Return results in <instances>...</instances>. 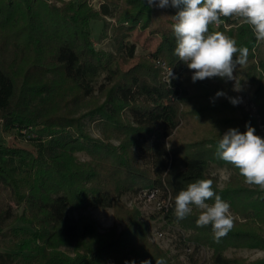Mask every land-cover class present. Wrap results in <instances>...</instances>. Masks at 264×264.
Returning <instances> with one entry per match:
<instances>
[{"label": "trees", "instance_id": "trees-1", "mask_svg": "<svg viewBox=\"0 0 264 264\" xmlns=\"http://www.w3.org/2000/svg\"><path fill=\"white\" fill-rule=\"evenodd\" d=\"M49 1L0 0V129L34 143L33 150L0 145V193L7 191L10 201L23 207L15 217L10 205L0 211V264H156L160 259L184 264L148 241L149 228L137 211L127 214L120 232L114 227L102 233L90 217L70 216L89 207L115 208L117 214L123 195L154 188L161 199H170L169 212L159 214L191 231L186 243L212 249L211 264H247L225 251L237 244L264 249V189L247 184L237 168L221 160L217 145L232 128L243 133L251 126L260 136L258 125L264 123V79L256 77L251 27L226 34L249 50L247 62L234 71L236 80L165 83L145 59L122 72L112 69V55L94 47L91 22L117 19L118 49L134 58L137 45L126 40L140 22L149 26L147 0H103L97 11L86 0L62 1L61 7ZM175 47L171 29L156 58L179 64ZM246 87L256 115L240 104ZM183 120H196L204 129L178 142L174 137ZM88 123H100V138H92ZM30 127V136L22 133ZM81 153L89 159L81 160ZM212 166L234 171L224 191ZM199 179H212L216 194L244 220L234 219L219 239L211 225L197 226L195 206L183 220L174 215L175 196ZM189 264L206 262L191 255Z\"/></svg>", "mask_w": 264, "mask_h": 264}, {"label": "rangeland", "instance_id": "rangeland-1", "mask_svg": "<svg viewBox=\"0 0 264 264\" xmlns=\"http://www.w3.org/2000/svg\"><path fill=\"white\" fill-rule=\"evenodd\" d=\"M69 2L71 0H50L49 3L61 7L63 2ZM88 5L93 11L100 9V5L103 0H86ZM151 22L149 26L144 29L143 22H140L135 29L130 32V37L126 40L128 43H135L137 45V50L135 52L134 58H129L126 56L125 52H121L118 49L116 43V27L119 25L118 21L115 19L105 18L104 20H94L91 22L92 37L94 39V47L96 50L104 53L105 55H112L114 57L112 69L116 67L122 72H128L140 63L143 59L148 61L153 65L155 70L160 72L163 82H170L174 80L183 81L188 80L190 83H194L191 79L192 71L187 68V65L182 61L178 63H169L164 58H156L157 50L162 43V38L164 34L172 29L174 24L173 16L177 13L178 9L171 7L170 5L165 8H159L155 5L152 6ZM117 12L119 9H114ZM245 23L240 19L239 24L233 28V32L237 31L240 27L244 26ZM219 31V30H218ZM232 32L231 30H229ZM224 30V34L230 33ZM254 53V63L256 64V77H262L264 79V42H256V46L253 50ZM158 61L164 63L163 65H158ZM180 61V60H178ZM170 70L175 78H169ZM106 73H104L98 83L103 82ZM197 80L195 82H199ZM200 83V82H199ZM206 90V89H205ZM189 88L186 91L188 95ZM184 95L187 96V95ZM183 97V98H184ZM182 98V100H183ZM239 98L241 100L242 106L247 110L251 111L254 115L257 114V108L251 103L250 100V90L245 88L240 91ZM218 100V97L216 98ZM184 103L181 104L183 110L189 109ZM189 120H183L181 123V129L178 133H175L176 140L178 142L184 139H191L192 135H200L204 129L203 124H199L196 120L188 123ZM87 131L90 132L92 138H100V123H88ZM258 130L261 138H264V123L260 122L258 125ZM118 145V142H114ZM0 145L8 147H20L27 150L34 149V143L25 142L23 140L16 139L13 133H5L0 129ZM81 160H88L89 158L85 154H78ZM142 162H144L142 160ZM211 175L218 180V189L224 191L232 178L234 177V171L227 167H216L212 166L210 169ZM228 203L227 200L223 199ZM7 205L12 207L13 216L21 215L23 207H17L13 202L10 201V196L7 191L0 193V211L6 208ZM120 213L116 214L115 208H88L85 211L71 212L70 216L78 219L80 216L90 217L94 220L98 226L100 232L104 233L114 227L118 228L119 232L124 228V223L126 221L127 214L130 211H137L138 217L141 222L145 223L149 228V233L147 239L150 243L157 246L161 250L167 252L169 257L174 260L180 261L184 264H189L191 255L201 262H206V264H211L213 250L208 247L195 248L192 243H186V239L191 235L190 230H186L179 223L175 221H168L164 219L157 209V206L153 202L141 199L136 193L128 192L120 198ZM230 205V204H229ZM230 212L233 220H238L244 222L243 219L236 216L235 212L230 205ZM175 215V213H174ZM119 217V218H118ZM21 223L16 225L21 227ZM264 236V226L261 227ZM162 233L163 236L158 237L157 233ZM16 241L14 237H10L9 241ZM187 244H191V252L188 253L186 249ZM239 246H230L226 251L225 255L229 257H236L238 259L244 260L247 264L259 263L264 261V249L261 247H245L241 244Z\"/></svg>", "mask_w": 264, "mask_h": 264}, {"label": "clouds", "instance_id": "clouds-1", "mask_svg": "<svg viewBox=\"0 0 264 264\" xmlns=\"http://www.w3.org/2000/svg\"><path fill=\"white\" fill-rule=\"evenodd\" d=\"M149 6L178 9L173 16L172 30L176 39L175 55L192 71V81L219 77L226 81L236 80L237 65L247 62V47H237L235 39L223 32L209 31V26L219 24L221 17H237L248 24L257 42H264V0H147ZM239 54V55H237ZM175 78L172 71L169 78ZM170 83V79H169ZM236 84L235 90H239ZM217 96L224 95L217 92ZM240 100L231 99L238 104ZM218 157L239 170L245 182L264 189V138L247 126L243 133L229 129L218 141ZM208 203V201H213ZM175 216L183 220L200 210L198 227L211 225L214 237L225 236L233 227L230 205L213 189L212 179H199L187 185L175 196ZM135 264V261L126 262ZM141 264H149L142 261ZM156 264H164L162 259Z\"/></svg>", "mask_w": 264, "mask_h": 264}, {"label": "built area", "instance_id": "built-area-1", "mask_svg": "<svg viewBox=\"0 0 264 264\" xmlns=\"http://www.w3.org/2000/svg\"><path fill=\"white\" fill-rule=\"evenodd\" d=\"M239 21H240V18H237V17H221V22L219 24L210 25L209 30L212 29L215 31H218V30L219 31H221V30L229 31V30L235 28L239 24ZM158 63H159L158 65L165 66L164 63H160V62H158ZM31 130H32V128L30 127L28 130H23L22 133L27 135ZM160 195H161V191L158 188H156V189L154 188V189L149 190V191H143L142 193L138 194V196L141 199H145V200H148L149 202H153V204L155 206H157L159 213L163 209H164L165 213H168L170 206H171L170 205V199H161ZM165 213H162L161 216H163ZM157 235H158V237H161V238L163 236V234L159 233V232L157 233ZM186 250L188 253L191 252L190 248H187Z\"/></svg>", "mask_w": 264, "mask_h": 264}]
</instances>
